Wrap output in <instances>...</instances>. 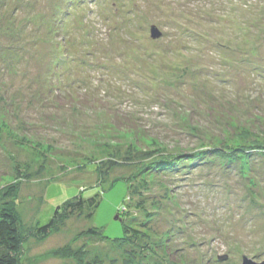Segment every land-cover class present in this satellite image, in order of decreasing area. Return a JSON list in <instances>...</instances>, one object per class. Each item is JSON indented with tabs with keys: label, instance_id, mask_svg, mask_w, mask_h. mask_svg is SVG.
Segmentation results:
<instances>
[{
	"label": "rangeland",
	"instance_id": "obj_1",
	"mask_svg": "<svg viewBox=\"0 0 264 264\" xmlns=\"http://www.w3.org/2000/svg\"><path fill=\"white\" fill-rule=\"evenodd\" d=\"M14 183L18 264L264 261V0H0Z\"/></svg>",
	"mask_w": 264,
	"mask_h": 264
},
{
	"label": "trees",
	"instance_id": "obj_2",
	"mask_svg": "<svg viewBox=\"0 0 264 264\" xmlns=\"http://www.w3.org/2000/svg\"><path fill=\"white\" fill-rule=\"evenodd\" d=\"M247 138V137H243ZM246 141V140H245ZM248 142V141H246ZM254 144V141L252 142ZM255 147L260 148L257 144H254ZM257 145V146H256ZM216 152L226 159H232L234 157V153H241L242 155H246V152H249L250 149L241 148V149H230L228 148L225 152L219 148L215 147ZM215 151V150H214ZM226 151H229L226 153ZM217 152V153H218ZM218 154V155H219ZM107 174V173H106ZM104 174V175H106ZM17 193L16 184L7 185L1 194V203H0V264H18V258L20 256L21 250V241L19 235V223L16 212L9 200H11ZM99 200L97 196L88 197L86 199L81 196H75L70 200L63 203L62 206H58L54 212L52 218L48 223L39 227L37 232L41 235H47L50 231L56 228L57 218L66 219L69 215L78 214L79 216L85 217V219H91L95 213V210L98 208ZM123 209V208H122ZM124 211V209H123ZM120 217V216H119ZM123 219V218H122ZM123 226V236L121 238H117L114 240L115 243H129L128 235L131 230L129 227ZM102 230L91 231L88 230V234H99ZM137 232V231H136ZM131 242V241H130Z\"/></svg>",
	"mask_w": 264,
	"mask_h": 264
},
{
	"label": "water",
	"instance_id": "obj_3",
	"mask_svg": "<svg viewBox=\"0 0 264 264\" xmlns=\"http://www.w3.org/2000/svg\"><path fill=\"white\" fill-rule=\"evenodd\" d=\"M150 35H151V38L158 39L162 36V33L160 30H158L156 26H151ZM116 219L121 221L118 215L116 216ZM242 264H264V261L257 263L255 261H252L250 258H247V256H244L242 257Z\"/></svg>",
	"mask_w": 264,
	"mask_h": 264
}]
</instances>
